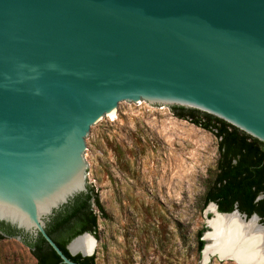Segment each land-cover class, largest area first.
<instances>
[{
  "label": "water",
  "instance_id": "95a60500",
  "mask_svg": "<svg viewBox=\"0 0 264 264\" xmlns=\"http://www.w3.org/2000/svg\"><path fill=\"white\" fill-rule=\"evenodd\" d=\"M123 104L195 109L264 144V0H0V222L13 237L40 234L78 264L46 221L87 192L88 138ZM210 205L255 219L264 240L256 214ZM86 234L71 255H92L70 248Z\"/></svg>",
  "mask_w": 264,
  "mask_h": 264
},
{
  "label": "rangeland",
  "instance_id": "374dc122",
  "mask_svg": "<svg viewBox=\"0 0 264 264\" xmlns=\"http://www.w3.org/2000/svg\"><path fill=\"white\" fill-rule=\"evenodd\" d=\"M88 145L85 186L106 213L93 205L95 264H237L195 248L196 231L206 232L212 216L200 209L218 157L212 132L170 106L123 104L95 126ZM0 264H35V258L21 240L4 236Z\"/></svg>",
  "mask_w": 264,
  "mask_h": 264
},
{
  "label": "trees",
  "instance_id": "16d2710c",
  "mask_svg": "<svg viewBox=\"0 0 264 264\" xmlns=\"http://www.w3.org/2000/svg\"><path fill=\"white\" fill-rule=\"evenodd\" d=\"M171 109L179 118L212 132L217 139L218 157L204 180L200 209L213 202L219 212L237 209L247 217L256 214L259 223L264 225V144L210 114L178 106ZM93 205L105 217L98 196L89 187L87 192L76 195L46 221V233L68 258L78 264H95L93 255H71L66 248L72 238L83 232L95 236L98 215ZM0 229L3 234L17 233L2 222ZM203 232L204 228L195 233L197 253L204 246ZM3 234L0 233V238ZM23 243L35 258V264H65L40 234L36 238L24 237Z\"/></svg>",
  "mask_w": 264,
  "mask_h": 264
},
{
  "label": "bare ground",
  "instance_id": "6f19581e",
  "mask_svg": "<svg viewBox=\"0 0 264 264\" xmlns=\"http://www.w3.org/2000/svg\"><path fill=\"white\" fill-rule=\"evenodd\" d=\"M207 209L213 216L209 223L211 230L206 234V238L215 241L207 242L204 255L211 249V254H216L220 258H229L237 264H264L263 233L255 219L246 222L235 213L218 217L212 205ZM70 248L91 253L94 249V240L86 234L75 239Z\"/></svg>",
  "mask_w": 264,
  "mask_h": 264
},
{
  "label": "flooded vegetation",
  "instance_id": "af4514ba",
  "mask_svg": "<svg viewBox=\"0 0 264 264\" xmlns=\"http://www.w3.org/2000/svg\"><path fill=\"white\" fill-rule=\"evenodd\" d=\"M0 232L3 233V231H2L1 229H0ZM4 233H5V232H4ZM5 234H6V233H5ZM16 234H18V232L15 233V234H12V235L6 234V236H8V237L11 236V237H13V236H15ZM21 236H22V235H21Z\"/></svg>",
  "mask_w": 264,
  "mask_h": 264
}]
</instances>
